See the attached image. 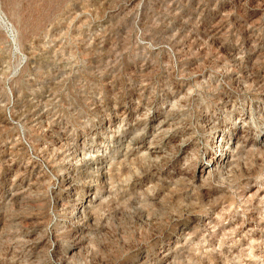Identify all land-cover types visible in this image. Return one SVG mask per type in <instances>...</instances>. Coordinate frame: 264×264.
<instances>
[{"label":"rangeland","instance_id":"rangeland-1","mask_svg":"<svg viewBox=\"0 0 264 264\" xmlns=\"http://www.w3.org/2000/svg\"><path fill=\"white\" fill-rule=\"evenodd\" d=\"M0 264H264V0H0Z\"/></svg>","mask_w":264,"mask_h":264},{"label":"bare ground","instance_id":"bare-ground-1","mask_svg":"<svg viewBox=\"0 0 264 264\" xmlns=\"http://www.w3.org/2000/svg\"><path fill=\"white\" fill-rule=\"evenodd\" d=\"M46 115V114H45ZM161 125V124H160ZM223 138V137H222ZM224 140H221V142H223ZM220 142V143H221ZM224 149V148H223ZM226 149V148H225ZM228 149V148H227ZM91 150V149H90ZM85 153V152H84ZM89 153V152H88ZM85 156V155H84ZM86 157V156H85ZM87 157H88V155H87ZM84 158V157H83ZM98 158V157H97ZM96 158V159H97ZM84 160V159H83ZM103 160V159H102ZM95 163V165L96 166H101V164H102V162L100 161V159H99V161H97V162H95L94 161V159L93 160H90V159H86L85 161H84V163L86 164V165H88L89 163ZM94 165V166H95ZM104 166V165H103ZM100 169V168H99ZM102 170V169H101ZM101 172V171H100ZM68 173V172H67ZM91 173V172H90ZM93 173V172H92ZM103 173V172H102ZM101 173V174H102ZM69 177V179L68 178H66V184H67V187H65L66 189H68V190H74V181H72L71 180V177L72 176H68ZM93 177V176H92ZM63 181H64V179H63ZM77 184V183H76ZM65 185V184H64ZM67 192V191H66ZM93 198V197H92ZM93 200H94V198H93ZM91 203V202H90ZM88 204V203H87ZM90 205V204H89ZM87 205H85V204H82V205H80L79 207H78V211L80 210V211H82L85 207H86ZM86 211H87V209H86ZM67 228V227H66Z\"/></svg>","mask_w":264,"mask_h":264}]
</instances>
